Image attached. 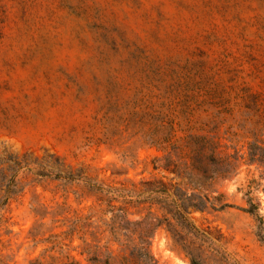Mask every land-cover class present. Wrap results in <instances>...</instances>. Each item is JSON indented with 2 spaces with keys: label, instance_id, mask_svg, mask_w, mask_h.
<instances>
[{
  "label": "rangeland",
  "instance_id": "374dc122",
  "mask_svg": "<svg viewBox=\"0 0 264 264\" xmlns=\"http://www.w3.org/2000/svg\"><path fill=\"white\" fill-rule=\"evenodd\" d=\"M185 193L199 264H264V0H0V264H138Z\"/></svg>",
  "mask_w": 264,
  "mask_h": 264
},
{
  "label": "trees",
  "instance_id": "16d2710c",
  "mask_svg": "<svg viewBox=\"0 0 264 264\" xmlns=\"http://www.w3.org/2000/svg\"><path fill=\"white\" fill-rule=\"evenodd\" d=\"M172 165V166H171ZM165 169L180 174L178 170V166L175 164H167L164 166ZM193 169L196 171L202 173L203 179H207L205 176V170L201 163L193 164ZM192 176V173H187V177L190 178ZM162 192L166 193L167 197L169 196V193H167V189H150L149 193L151 192ZM150 196V195H149ZM149 196H146L145 199H148ZM152 198L155 199V196ZM177 202L173 198H170L168 202L165 204H162L161 207L165 209L166 213L170 214V218L174 219V223L171 222L167 217H164L163 219L159 220L157 219L156 222H153L152 220H141L138 222H135L134 225L136 228H139L138 230V238L140 242V247H138L135 250V257L138 261V264H163L159 263L158 260L151 254V252L148 250V241L147 238L149 237L150 232L154 231L161 225V221H165V229L170 234L173 242L184 252L185 256L189 258L190 264H199L197 260L193 258L191 255V252L186 248V244H184V238L180 235V229H184L186 233H188L191 230H195L194 225L187 217V209L189 207L193 209H201L203 210L205 208L204 200L201 197V195H187L186 193L183 195H180L177 197ZM114 217L119 220V222L124 220L125 212L123 208H118V211L114 214ZM123 226V225H122ZM121 226V228H122ZM114 226H110V229H112ZM179 227L180 229H178ZM95 259V258H93ZM95 261V260H92Z\"/></svg>",
  "mask_w": 264,
  "mask_h": 264
}]
</instances>
